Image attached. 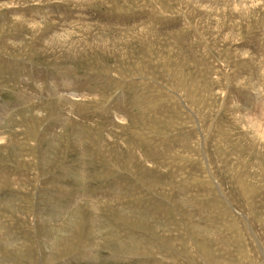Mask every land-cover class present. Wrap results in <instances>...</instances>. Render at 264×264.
Masks as SVG:
<instances>
[{
	"label": "rangeland",
	"instance_id": "1",
	"mask_svg": "<svg viewBox=\"0 0 264 264\" xmlns=\"http://www.w3.org/2000/svg\"><path fill=\"white\" fill-rule=\"evenodd\" d=\"M0 140V264H264V0H0Z\"/></svg>",
	"mask_w": 264,
	"mask_h": 264
},
{
	"label": "bare ground",
	"instance_id": "2",
	"mask_svg": "<svg viewBox=\"0 0 264 264\" xmlns=\"http://www.w3.org/2000/svg\"><path fill=\"white\" fill-rule=\"evenodd\" d=\"M190 2V1H189ZM185 6V5H184ZM4 139V138H3ZM1 141V140H0ZM5 144V143H4Z\"/></svg>",
	"mask_w": 264,
	"mask_h": 264
}]
</instances>
